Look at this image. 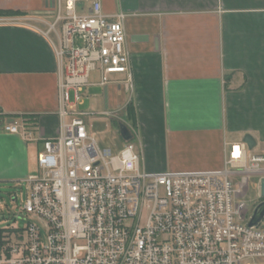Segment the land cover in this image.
<instances>
[{"label":"built area","instance_id":"2783aa9c","mask_svg":"<svg viewBox=\"0 0 264 264\" xmlns=\"http://www.w3.org/2000/svg\"><path fill=\"white\" fill-rule=\"evenodd\" d=\"M125 17L104 14L100 0H57L51 20H34L59 67V130L22 183L20 209L34 221L0 233V264H264V216L249 227L257 205L246 200L264 201V152L232 143L220 170L149 173L131 142L114 154L87 134L76 105L90 75L101 86L114 73L130 79ZM3 130L33 137L23 121Z\"/></svg>","mask_w":264,"mask_h":264},{"label":"crops","instance_id":"0c3cea01","mask_svg":"<svg viewBox=\"0 0 264 264\" xmlns=\"http://www.w3.org/2000/svg\"><path fill=\"white\" fill-rule=\"evenodd\" d=\"M100 2L104 14L126 16L130 79L114 73L101 86L93 72L76 108L123 124L141 170H220L227 146L245 135L250 153L264 152V0ZM56 3L0 0L11 13L0 16V187L36 174L40 142L58 134L59 67L34 21L51 20ZM25 117L30 141L3 130Z\"/></svg>","mask_w":264,"mask_h":264},{"label":"rangeland","instance_id":"374dc122","mask_svg":"<svg viewBox=\"0 0 264 264\" xmlns=\"http://www.w3.org/2000/svg\"><path fill=\"white\" fill-rule=\"evenodd\" d=\"M82 119L87 134L93 136L99 147L110 148L114 154H117L122 149L124 141L120 137L118 126L105 121L102 116H84ZM244 183L246 185H254L251 178L248 180L244 179ZM248 195L246 200L254 201L251 205L260 204L255 203L256 196L254 193H249ZM24 199V184L19 186L11 184L0 187V233L10 232L13 229H24L28 222L34 221L32 215L25 214L20 209V204L23 203ZM251 205L250 203L247 204V208ZM249 264H253V262L249 261Z\"/></svg>","mask_w":264,"mask_h":264},{"label":"water","instance_id":"95a60500","mask_svg":"<svg viewBox=\"0 0 264 264\" xmlns=\"http://www.w3.org/2000/svg\"><path fill=\"white\" fill-rule=\"evenodd\" d=\"M120 137L124 142L130 141V134L127 128L123 124L118 126ZM243 143L247 145L248 150H251L255 143L249 135L243 137ZM260 197L264 200V178L260 180ZM264 216V201H262L257 207L253 210L251 219L248 222V226H255Z\"/></svg>","mask_w":264,"mask_h":264},{"label":"trees","instance_id":"16d2710c","mask_svg":"<svg viewBox=\"0 0 264 264\" xmlns=\"http://www.w3.org/2000/svg\"><path fill=\"white\" fill-rule=\"evenodd\" d=\"M8 14H11V13L0 12V16H4V15H8ZM128 115H129V117H131V115H132V110L129 109V111H128ZM26 118H27V117L23 118V119H24V120H23L24 123H25L27 126H29V127L33 126L34 124H33L32 122L30 123L31 120H27Z\"/></svg>","mask_w":264,"mask_h":264}]
</instances>
